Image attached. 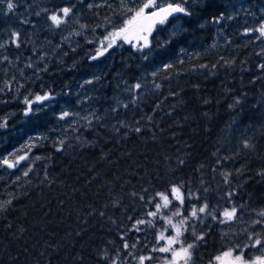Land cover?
I'll use <instances>...</instances> for the list:
<instances>
[{
	"label": "trees",
	"instance_id": "1",
	"mask_svg": "<svg viewBox=\"0 0 264 264\" xmlns=\"http://www.w3.org/2000/svg\"><path fill=\"white\" fill-rule=\"evenodd\" d=\"M243 1L255 8L253 16L246 13L247 21L237 14L218 25L209 22L203 29L181 34L163 49H155V44L168 39L172 25L158 29L153 39L154 56L148 61L122 42L98 60L89 59V54H95L98 38L105 35L104 28L91 29L112 15L114 4L111 9L89 10V2L100 4L102 0H14L17 7L12 13L6 3L0 5V43L10 40L12 31L20 33L19 48L9 43L0 49V58L7 56L12 62L0 63V87L12 76L17 78L11 91L0 94V122L7 116L11 133H4L6 139L0 141V159L7 151L19 153L20 143L30 137L34 145L17 172L0 176V203L11 200L0 211V264H111L117 249L118 264H138L139 256L149 254L154 259L145 264H162L165 257L170 259V253L151 250L165 244L160 241L157 245L156 240L163 220H158L155 228L141 225L140 232L128 230L137 219H152L146 213L155 207L146 206L147 198L172 184L206 195L211 207L219 201L221 212L231 206L221 197L236 189L232 203L245 206L238 213L242 219L228 226L211 218L205 220L211 227L196 224L197 234L203 231L206 237L198 242L192 264H208L234 244L247 242L243 229L257 219L253 210L264 208V178L256 175L264 169V72L257 67L264 63V56L257 55L264 49V39H256L258 32L245 35L244 29H255L264 22V13L257 9L264 6V0ZM229 2L234 4V0H225ZM72 5L73 15L79 17L75 23L72 15L68 22L79 29L80 24L89 28L67 44L63 39L67 23L50 27L47 13H35ZM218 27L224 28L226 37L210 45ZM226 60H234V64L224 65ZM29 62L40 69L47 65V71L25 68ZM164 64L173 67L164 69ZM94 66L100 79L93 83L87 99L76 106L87 116L83 120L60 119L58 104L70 94L76 79L88 75V68ZM19 69L24 70L23 76ZM158 69V76L152 77ZM137 82L144 87L137 92L141 98L132 104V93L126 87ZM154 83L161 84L158 91ZM19 84L24 87L16 92ZM45 92L56 97L33 106L40 112L21 123L24 97L31 99V95ZM236 97L241 98V104L229 109ZM64 103L74 109L72 97ZM121 121L127 127H121ZM136 127L141 128L140 133L132 130ZM245 139H250L251 148L243 147ZM223 172L232 174L228 185L223 183ZM205 188L209 189L206 194ZM145 189L146 200L141 201L139 195ZM192 203L195 201H186L185 207L190 210ZM122 234L137 247L123 250ZM181 239L185 245L192 243L191 231ZM129 251L136 260L128 257ZM105 253L109 259H101Z\"/></svg>",
	"mask_w": 264,
	"mask_h": 264
},
{
	"label": "snow or ice",
	"instance_id": "2",
	"mask_svg": "<svg viewBox=\"0 0 264 264\" xmlns=\"http://www.w3.org/2000/svg\"><path fill=\"white\" fill-rule=\"evenodd\" d=\"M6 3V8L9 13H12L17 4L14 0H0V5ZM103 8L108 7L112 8V4L109 3V0H102L100 4L89 3L88 9L92 8ZM75 5L64 6L56 10L50 11L49 9H41L36 12V16H40L41 13H47V19L51 22L50 27L60 28L61 25H64L68 22V18L71 17L74 13ZM224 9V10H221ZM226 10H233L227 12ZM239 10H244L243 7ZM236 5L229 2L225 3V0H119V7L116 8L111 16H105L104 22L97 24L91 30L95 32L98 28L105 29V35L102 38H98L99 43L95 49V54H89V59L92 61L98 60L100 57L104 56L106 53H109L110 49L119 47L120 43L129 44L135 51L139 52L143 60L148 61L154 56V46L153 39H156L154 36L155 31L164 30L167 25H172V30L169 32L167 40L159 41L157 40L155 44V49H163L170 41L178 39L181 34L195 30L203 29L206 23L220 24L225 20H232L234 16L238 14ZM264 11V9H262ZM119 17H124L123 23L120 24L117 22ZM23 23H29L28 20H24ZM190 26V27H189ZM81 31H76L70 33V35H82L85 29L89 28V25L80 24ZM109 28L111 30H109ZM258 32L259 35L256 39H264V22H261L260 25L255 28H245L244 34L248 35L249 33ZM20 33L17 31H12L10 34V40L0 43V49L5 48L9 43L15 44L17 48L20 47L19 41ZM63 39H67L64 37ZM93 43L94 41H88ZM57 48L59 45L56 46ZM35 52L36 49H33ZM55 51V49H53ZM181 51H185L181 49ZM66 55V53H65ZM257 55L264 56V49H261V52ZM19 59V58H17ZM41 61L45 59L44 55L39 57ZM7 62L11 64L12 62L8 59L7 56L0 58V63ZM224 65L231 66L234 64V60H226L223 62ZM164 69L172 68V64H164ZM199 68H207V65H199ZM217 65H212V68H216ZM257 67L264 72V63L257 65ZM25 68H34L36 72L47 71V65L44 69H40L33 63L29 62L25 65ZM20 75H24V70L19 69ZM159 69L151 73L152 77H157L159 74ZM16 76H12L11 80H5L3 86L0 87V94L11 91L13 87V82L16 81ZM100 76L94 75L92 79H87L80 85L81 88H84L85 85L93 84L94 81H98ZM23 84H19L15 88L16 92H20V89L23 88ZM144 87L140 82L135 83L131 87H126V91L132 93L131 103L136 104L141 98L137 95L138 90ZM155 90L161 88L160 83H154ZM172 95H177V93H171ZM87 99V97H85ZM54 99L52 92H45L43 95H36L35 99H30L28 96L24 97L25 108L23 110V117L21 123H27L28 119L33 117L36 113L40 112V108H34V104H38L44 101H51ZM79 102V101H78ZM207 103V101H205ZM241 104V98L236 97L232 104H229V109H235L238 105ZM123 107L127 108L128 104H124ZM159 107V104L157 105ZM255 107V106H254ZM116 111V109H113ZM155 111V109H154ZM11 115H15L14 113ZM69 112H62L60 119H64L69 116ZM8 117H4L2 122H0V141L6 139L4 133L8 132ZM151 120V117H148ZM235 123V120L232 121ZM121 127H127V125L121 121ZM136 133L141 132L140 127L132 129ZM13 132L16 131L15 128L12 129ZM116 131L119 132L120 128H116ZM33 138H29V143L22 146L31 150V147L34 146L31 143ZM63 141H60V144L63 145ZM244 148H251L253 145L250 142V139H245L242 141ZM15 155L14 152L8 154V156ZM8 156H4L0 164L7 166V168H16L21 161L27 159V152L25 155L18 156L14 162H11ZM39 159V157H37ZM227 159V157L225 158ZM180 164H183L184 161L180 160ZM220 161H217L219 164ZM202 167V166H201ZM239 173L240 170L237 169ZM25 176L28 175V172L23 173ZM223 176V183L225 185L230 184V176L232 175L229 172L221 173ZM257 176L264 178V169L259 170L256 173ZM19 179V177H17ZM209 189H203V192L208 193ZM148 190H144V194L139 195L141 201L146 200V195ZM133 196H136L137 193H132ZM236 195V189H232L229 192L225 193L221 199L226 203L230 204V207L223 208L221 212L220 203L217 202L215 207H211L207 196H202L199 192H192L184 189L183 184H172L164 191L156 192L153 196L148 197L146 200V206L151 204L154 205V211H148L146 213L147 217L152 219H137L132 225V228L128 231L135 230L136 232L142 231L141 225H147L150 228H155L158 220H163L164 226L163 230L158 232L156 236L157 245L160 241H165L164 246H156L152 248V252L160 253H170V259L165 257L162 261V264H192L193 252L198 247V242L204 241L206 233L200 231L197 234L196 224H205L206 218H211L212 221L220 225L228 226L230 224L236 223L242 219L241 215L244 211V205L237 207L232 203V198ZM203 200V203L200 201ZM158 201V202H157ZM186 201H195L191 204V209L188 210L185 207ZM178 202V206L177 205ZM11 204V200L4 201L0 203V211L6 209L8 205ZM175 208V210H173ZM171 212V215L166 213ZM257 219H252L250 221L251 226H259L260 231H256L255 227H248L243 229V234L247 237V242L243 245L239 243L234 244L229 247L227 251L222 252L219 255L212 257L208 264H264V208L260 210H253ZM185 213H187L185 215ZM103 215V213H101ZM129 220H132V217H129ZM175 221V222H174ZM206 227H211L210 225L205 224ZM171 231L173 235H165ZM191 231L193 242L185 245L184 241L181 239L186 233ZM222 236L227 237L228 233H222ZM121 240L123 241L122 248L123 250L135 249L137 243H128L126 239V234L121 235ZM109 243H112L111 241ZM179 245V247H174ZM250 250H255V254L251 253ZM120 249H117V257L111 259V264H118ZM128 257H131L133 260H136L137 257L131 252H128ZM101 259H109L107 253L101 256ZM127 259V258H126ZM154 257L149 254L147 256L141 255L138 257V264H145V261H151Z\"/></svg>",
	"mask_w": 264,
	"mask_h": 264
},
{
	"label": "rangeland",
	"instance_id": "3",
	"mask_svg": "<svg viewBox=\"0 0 264 264\" xmlns=\"http://www.w3.org/2000/svg\"><path fill=\"white\" fill-rule=\"evenodd\" d=\"M142 2H146V0H142ZM89 3H91V2H89ZM109 3H111L112 5L113 4L116 5V7H114V10L119 7V0H110ZM234 4L236 5L237 10H239L241 8V6L243 7L244 10H239L238 14H240L241 16H244L243 19L245 21L248 20L247 17H245L246 13L250 12V14H252L251 16H253V14H255V8L253 7L252 4L246 3L243 0H234ZM87 7H88V4H87ZM257 9H258L259 13H264V11H262V9H264V6H259ZM231 11H233V10H230L229 12H231ZM109 16H111V15H109ZM78 17H79L78 14H75L71 17V19H72V21H74L76 23ZM118 19H119L120 24H122L124 17H119ZM228 21H230V20H226V22H228ZM72 23L73 22H71V23L67 22V28H68V32L66 35L67 44L75 41L74 35H70V33H74L76 31H81V29H79L78 27H76ZM109 30H111V29L109 28ZM225 37H226V33L224 32V28L218 27L214 33V36L212 38V42L210 45H214L216 43L224 41ZM98 43L99 42H97V46H98ZM95 49H94L93 53H95ZM88 70H89V74L84 75V76L76 79L75 85H73L72 88L70 87V90H71L70 94L69 93L66 94L67 96H65V100L63 99L58 104V115L59 116L61 115L62 112H65V111L70 113V115L65 117V119L71 118V119L83 120L87 116L88 113L81 114L82 111H80L79 109H76V106L80 105L82 102V99H84L88 95V92L92 90L91 87L93 84L85 85L84 88H81L80 85L83 84V82L85 80L92 79L94 75L98 74L97 66H94L93 68H88ZM94 84H95V81H94ZM41 95H43V94H41ZM35 96H36V94L34 96L31 95V99L34 100ZM53 96H54V98L56 97V95H54V94H53ZM70 97H72V100L74 102V109L72 111L69 110L68 106L64 103ZM88 98H90V96H88ZM35 105L36 104H34L33 106L35 107ZM28 143H29V141H26L25 143H23V144L20 143V144L26 145ZM20 144H18V147H21ZM11 152H13V151H10V152L7 151V152L3 153L0 161H2L4 156H8V154ZM25 152H27V149L23 148V149H21V151L19 153L17 152V153H15V155L8 156V158H10V161L14 162L18 156L25 155ZM24 161H21L20 164L17 165L16 168H11V169L7 168V166H5V165L0 164V176H6L8 174H12L14 172H17L18 169H20V167L25 164ZM254 254H255V252H254Z\"/></svg>",
	"mask_w": 264,
	"mask_h": 264
}]
</instances>
